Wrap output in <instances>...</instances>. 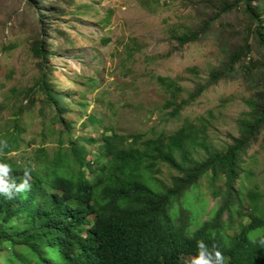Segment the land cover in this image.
I'll return each mask as SVG.
<instances>
[{
	"label": "trees",
	"instance_id": "16d2710c",
	"mask_svg": "<svg viewBox=\"0 0 264 264\" xmlns=\"http://www.w3.org/2000/svg\"><path fill=\"white\" fill-rule=\"evenodd\" d=\"M30 1L38 10L42 2L46 12L58 10L53 7L58 0ZM201 4L204 12H197L198 24L189 32L173 34L178 48L197 40L216 22L233 44L225 59L210 70L208 80L196 83L186 99H178L177 80L154 76L168 94L162 119L178 118L180 111L209 85L233 77L240 67L246 78L254 79L253 83L260 88L243 98L247 110L238 118V135L217 151L207 139V132H203L205 120L197 123L185 118L169 136L165 150L157 146L154 151L156 159H163L162 163L177 171L170 174L167 183L157 176L161 171L151 164L147 148L134 149L123 137L114 134L104 136L99 144L100 157L106 161L96 163L97 167L87 162L83 146L73 142L67 149L61 138L51 160L47 148L40 147L22 166L11 165L7 154L19 149L23 131L19 120L14 119L13 127L0 136L7 140V147L0 150V161L9 164V178L16 183L24 178L27 168L30 187L11 199L0 196V264H29V260L34 264H184V258L195 250L198 240L220 246L223 251L220 237L223 225L241 241L228 251L231 264H264V244L259 242L264 237L261 192L247 189L243 193L242 184L236 185L240 175L245 178L247 174L244 154L262 131L264 150V0H202ZM46 12L38 15L39 36L31 46L40 70L35 88L44 94L50 107L63 111L69 105L62 100L66 93L49 89L44 75L50 46ZM230 12H235L234 20L224 18ZM252 48H258V54L251 55ZM255 69L262 72L257 79ZM55 118L67 128L68 135L70 122L59 112ZM96 122V116L91 114L80 125ZM199 149L204 152L202 158L194 155ZM65 161L70 164V174L63 170ZM36 168L42 169L43 174L36 173ZM86 171L90 175L107 174L93 183L86 178ZM201 179L208 181L213 197L220 204L217 214L188 230L195 198L185 197V193ZM183 201L191 206L184 210L180 207ZM246 235L247 239L242 241ZM56 255L58 259L54 258Z\"/></svg>",
	"mask_w": 264,
	"mask_h": 264
},
{
	"label": "rangeland",
	"instance_id": "374dc122",
	"mask_svg": "<svg viewBox=\"0 0 264 264\" xmlns=\"http://www.w3.org/2000/svg\"><path fill=\"white\" fill-rule=\"evenodd\" d=\"M201 3L202 0H58L53 5L58 10L48 13L45 2L38 10L30 0H0V136L13 127L14 119L23 129L19 150L7 154L9 163L22 166L40 147L47 148L51 160L61 138L67 149L73 142L83 146L87 162L95 167L106 161L98 152L104 136L138 134L142 136L137 144L139 150L145 139L160 138L164 147L185 118L197 123L205 120L203 132H207L211 146L217 151L224 149L238 135V118L247 110L243 98L259 89L258 83L247 79L237 67L233 77L209 85L180 111L178 118L164 121L163 104L168 94L154 77L165 75L177 80L178 99H186L195 84L205 83L210 70L225 59L233 40L218 29L217 22L210 31L180 48L173 37L198 24L197 12H204ZM43 12L50 44L44 75L49 89L66 93L62 100L69 105L63 111L50 107L44 94L35 88L40 70L31 46L39 36L38 15ZM235 17V12H230L224 18ZM257 50L252 48L251 55L258 54ZM254 72L255 79L262 74L260 69ZM58 112L71 124L68 135L67 128L55 118ZM91 114L97 122L81 127L80 122ZM262 134L263 131L246 150L247 174L245 178L240 175L236 185L242 184L243 193L247 189L261 192L264 203ZM91 138L99 141L89 143ZM194 155L202 158L204 152L199 149ZM160 167L157 176L168 183L174 171L164 163ZM69 168L65 161L66 174H70ZM35 171L43 174L40 168ZM195 186L185 193V197L195 198L193 206L185 201L180 205L184 210L188 205L193 208L191 228L197 221L217 214L220 204L207 180L201 179ZM243 201L246 203L244 197ZM28 263L34 264L30 260Z\"/></svg>",
	"mask_w": 264,
	"mask_h": 264
},
{
	"label": "clouds",
	"instance_id": "9594fccd",
	"mask_svg": "<svg viewBox=\"0 0 264 264\" xmlns=\"http://www.w3.org/2000/svg\"><path fill=\"white\" fill-rule=\"evenodd\" d=\"M92 124L94 123H91L89 125H92ZM129 137H131V139ZM141 138L142 136L138 134L123 137L126 144L133 145L134 149H137V150H139L137 148V144L139 143L140 140H142ZM169 140L170 139L168 138L167 145L169 144ZM88 141L89 143L95 142V141H92L91 139H88ZM152 145L154 146L152 147ZM157 146L161 147L162 150H165L164 147H162L161 145L160 138H157L155 140L145 139L141 150L144 148L148 149V154H151L149 160L151 161V164L155 165L156 168L158 169V168H161L160 165L162 164L163 159H156L154 157L156 155L154 151ZM5 147H7V140L0 139V150H2ZM170 170H173L175 174L177 173V171L174 170L173 168H170ZM10 171L11 169H10L9 164L6 162L0 161V196H3L7 199L13 198V196H15L16 194L22 193L23 191L27 190L30 187L28 183V177L30 176V172L27 168H25L24 170V178L21 179L19 183H16L14 179L9 178ZM106 174L107 172H104L103 175H97V174L88 175L86 173L85 176L88 180L93 181L94 183L96 179H98L99 177H103ZM24 219L26 220L25 216H24ZM201 221H197L195 226L192 228L190 227V223L188 222V230H192L193 228H195ZM224 226L225 225H223L221 232H220L221 244L222 246H224L223 251H220V248H219L220 246L216 247L213 245H207L204 243L203 240H198L197 247L195 248V250L184 258V264H231V257L228 251L232 249L237 242H241V241L237 240L236 234L230 228L224 227ZM246 239H247V235L245 239L242 241H245ZM259 242L261 244H264V237H262ZM43 251L45 254H47V250L43 249ZM54 258L58 259V255L54 256Z\"/></svg>",
	"mask_w": 264,
	"mask_h": 264
}]
</instances>
